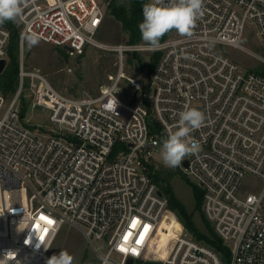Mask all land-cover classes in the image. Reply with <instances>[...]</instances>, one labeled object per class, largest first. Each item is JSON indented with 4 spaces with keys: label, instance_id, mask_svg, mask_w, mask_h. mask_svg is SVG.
I'll list each match as a JSON object with an SVG mask.
<instances>
[{
    "label": "built area",
    "instance_id": "2783aa9c",
    "mask_svg": "<svg viewBox=\"0 0 264 264\" xmlns=\"http://www.w3.org/2000/svg\"><path fill=\"white\" fill-rule=\"evenodd\" d=\"M109 3L21 5L18 86L8 104L0 93V259L11 251L6 264H46L62 226L70 224L88 239L98 264H225L227 257L229 264H264V75L219 49L243 48L248 24L264 44V0H203L191 35L173 29L156 49L110 48L116 72L94 95H66L42 70H25L28 35L74 57L105 48L97 36ZM11 39L0 25V64ZM141 52L161 54L150 92L133 82V93L125 94L128 55ZM115 101L114 110L108 105ZM193 108L205 117L190 133L201 150L179 167L202 189L204 216L229 255L182 228L161 249L165 257H154L160 232H168L169 200L150 167L163 140L178 130L179 113ZM29 110L40 122L26 117ZM249 179L261 187L244 191Z\"/></svg>",
    "mask_w": 264,
    "mask_h": 264
},
{
    "label": "rangeland",
    "instance_id": "374dc122",
    "mask_svg": "<svg viewBox=\"0 0 264 264\" xmlns=\"http://www.w3.org/2000/svg\"><path fill=\"white\" fill-rule=\"evenodd\" d=\"M107 5L108 2L113 0H99ZM123 3L127 0H115ZM31 35L26 36L23 50V61L25 70L30 71L33 68L42 70L49 77L53 85L64 94L69 96L81 95H94L98 93L100 83H105L110 74L116 72V56L110 48L122 44H146L142 38L136 42H130V36L122 29V25L107 11L103 22L102 29L100 30L97 38L106 47L98 48L91 47L88 55L83 60L79 57L71 56L67 50L61 47L53 46L38 38L37 43L31 44L29 38ZM243 48H236L230 45H220V51L226 56L233 59L243 68L262 74L264 73V44L258 37L256 29L253 24H248L247 30L242 39ZM144 62L149 64L153 61L154 53L141 52ZM133 59V55H128V59ZM21 59V52L19 49L16 55L17 63L9 56L5 68L0 72V93L6 99V104L10 101L13 93H7L4 89V83L8 81L11 72L16 70V78L14 88L18 86V72ZM137 63H128L125 67L126 78L123 83V93L132 94L134 91L133 82L147 83L148 78L145 77L146 71L140 69ZM16 90V89H15ZM150 86L142 88L143 94H149ZM27 118L32 117L35 122H40L36 113L29 110L26 115ZM162 146L160 150L154 155L153 164L150 167L152 174H157L161 179H164L165 186L159 187L165 191L166 187H171L175 198L187 209L189 213H193V220L198 231L210 238H215L211 231H209V222L206 220L202 210L196 207V199L194 195V187H198V183L193 177L186 176L180 167H166L162 161ZM166 178V179H165ZM261 187V182L255 179H249L245 185L244 191H254ZM199 188V187H198ZM165 193V192H164ZM163 227L168 231L160 233L157 246L154 247V252L151 254L154 257L158 252L162 257L161 249L166 245L168 238H176L177 234L185 228L184 221L177 210H173L170 205L165 213ZM193 235V234H192ZM194 237V236H193ZM195 238V237H194ZM196 239V238H195ZM197 240V239H196ZM199 241V240H198ZM200 242V241H199ZM61 250L67 251L74 257L73 264H98L99 260L94 252L88 239L84 236L83 232L74 225L64 224L54 242L50 251L49 258L53 254H58ZM149 260H154L149 257ZM156 260V259H155ZM140 264V262H137ZM144 264H158V263H144ZM225 264H229V257L225 259Z\"/></svg>",
    "mask_w": 264,
    "mask_h": 264
},
{
    "label": "clouds",
    "instance_id": "9594fccd",
    "mask_svg": "<svg viewBox=\"0 0 264 264\" xmlns=\"http://www.w3.org/2000/svg\"><path fill=\"white\" fill-rule=\"evenodd\" d=\"M24 0H0V25L6 21H15L21 16ZM203 0H151L143 6V21L139 24L142 40L151 48L160 46L161 38L175 29L180 35H191L196 20L202 15ZM31 44L37 43L35 37L29 38ZM110 108L117 107L109 103ZM178 130L170 132L162 144V161L166 167H178L189 155H196L201 150L200 144L191 137L194 129L201 127L204 114L197 109H187L179 113ZM39 247V245H37ZM47 249V248H45ZM12 252L5 253L0 264H6ZM74 257L61 250L47 259L46 264H73Z\"/></svg>",
    "mask_w": 264,
    "mask_h": 264
},
{
    "label": "trees",
    "instance_id": "16d2710c",
    "mask_svg": "<svg viewBox=\"0 0 264 264\" xmlns=\"http://www.w3.org/2000/svg\"><path fill=\"white\" fill-rule=\"evenodd\" d=\"M147 4L145 0H127L126 2L120 3L115 0L109 3V5L106 8L107 13L112 16L114 19H116L118 22L121 23L122 29L130 36V42H136L139 41L141 38V33L139 31V24L143 21V6ZM4 25L11 31L12 39H11V45L9 50V56L14 60V63H17L16 55L19 53L20 49V37H21V30L19 27L18 22L15 21H6ZM173 30L166 33L160 40V42H163L166 40L169 35L171 34ZM90 48H87V50L84 52L83 55L79 57L80 60H83L87 57L88 52ZM133 55V59H128V63H137L136 65H139L140 69L143 71H146L145 77L148 78V82H142V88H147L148 85L150 86V78L151 74L160 58V52H155L152 59L153 61L149 64H146L140 55V53H133L130 54ZM16 70L14 72H11V74L8 77V81L4 83V90L7 91V93H12L15 91L16 88H14V82L16 78ZM264 75V73H262ZM103 83H100V85ZM67 95V94H66ZM153 179L159 183L160 185L165 186L164 179H161L157 176V174H152ZM166 179V178H165ZM165 194L169 200V205L173 210H177L180 216L182 217L184 221L185 228L193 234V236L199 240L202 243H205L212 248H214L218 252H222L225 255H229L228 249L226 246L223 245L222 241L217 238V236L214 234L213 229L210 228L209 231H211L212 235L215 238H210L206 235L201 234L198 229L196 228L193 220V213H189L187 209L175 198V195L171 189V187L165 188ZM194 195L196 199V207L202 210V202H203V191L201 188L194 187Z\"/></svg>",
    "mask_w": 264,
    "mask_h": 264
},
{
    "label": "water",
    "instance_id": "95a60500",
    "mask_svg": "<svg viewBox=\"0 0 264 264\" xmlns=\"http://www.w3.org/2000/svg\"><path fill=\"white\" fill-rule=\"evenodd\" d=\"M5 61H3L1 64H0V72H2L3 70H4V68H5ZM128 263L129 264H133V260L132 259H130L129 261H128Z\"/></svg>",
    "mask_w": 264,
    "mask_h": 264
},
{
    "label": "bare ground",
    "instance_id": "6f19581e",
    "mask_svg": "<svg viewBox=\"0 0 264 264\" xmlns=\"http://www.w3.org/2000/svg\"><path fill=\"white\" fill-rule=\"evenodd\" d=\"M163 230H166V229L163 227ZM180 232H181V231H180ZM180 232H179V233H180ZM160 233H161V232H160ZM162 233H166V231H162ZM179 233H178V234H179ZM178 234H177V236H178ZM177 236H176V237H177Z\"/></svg>",
    "mask_w": 264,
    "mask_h": 264
},
{
    "label": "snow or ice",
    "instance_id": "6c2138e0",
    "mask_svg": "<svg viewBox=\"0 0 264 264\" xmlns=\"http://www.w3.org/2000/svg\"><path fill=\"white\" fill-rule=\"evenodd\" d=\"M49 223H51V221H49ZM135 223V222H134ZM125 239H127V237H125Z\"/></svg>",
    "mask_w": 264,
    "mask_h": 264
}]
</instances>
